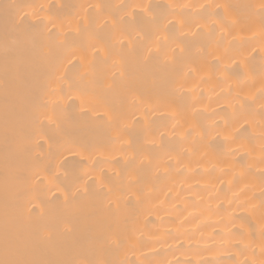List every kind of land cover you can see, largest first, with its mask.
<instances>
[{
    "label": "bare ground",
    "instance_id": "6f19581e",
    "mask_svg": "<svg viewBox=\"0 0 264 264\" xmlns=\"http://www.w3.org/2000/svg\"><path fill=\"white\" fill-rule=\"evenodd\" d=\"M0 3V260L264 264V0Z\"/></svg>",
    "mask_w": 264,
    "mask_h": 264
},
{
    "label": "snow or ice",
    "instance_id": "6c2138e0",
    "mask_svg": "<svg viewBox=\"0 0 264 264\" xmlns=\"http://www.w3.org/2000/svg\"><path fill=\"white\" fill-rule=\"evenodd\" d=\"M19 5L15 4V3H0V14H3L5 17H8L11 15V13L14 10H18L19 9ZM202 8L205 7H211V5H201ZM262 8H264V5H262ZM212 15V14H210ZM215 23V21H213V24ZM233 24L236 23V21L232 22ZM223 28L221 29V31L223 32ZM135 38H130L129 43H132L133 40ZM123 47V45H122ZM121 75L123 76L124 73L121 72ZM261 175L264 176V171L261 172ZM0 264H37L36 261H31V260H27V259H23V258H19V259H15V260H10V261H6V260H0ZM75 264H80V262H75Z\"/></svg>",
    "mask_w": 264,
    "mask_h": 264
}]
</instances>
